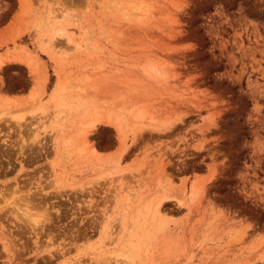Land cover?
<instances>
[{
	"label": "rangeland",
	"instance_id": "rangeland-1",
	"mask_svg": "<svg viewBox=\"0 0 264 264\" xmlns=\"http://www.w3.org/2000/svg\"><path fill=\"white\" fill-rule=\"evenodd\" d=\"M0 264H264V0H0Z\"/></svg>",
	"mask_w": 264,
	"mask_h": 264
},
{
	"label": "bare ground",
	"instance_id": "bare-ground-1",
	"mask_svg": "<svg viewBox=\"0 0 264 264\" xmlns=\"http://www.w3.org/2000/svg\"><path fill=\"white\" fill-rule=\"evenodd\" d=\"M76 45H77V44H76ZM93 112H94V110H93ZM90 115H91V114H90ZM93 115H94V114H93ZM96 121H97V118L94 117V118L89 119L86 123L82 124L80 127L78 126L79 128H77V129H78L77 133H79V135H80V134L83 135V139L81 138V139H82V141H81L82 144H81L80 148H78V152H82V151H84V149H85L84 146L86 145V143H87V141H88V136H89V135H87V134H88V132H89V128L91 129V127L96 126ZM88 127H89V128H88ZM81 139H80V140H81ZM192 188H193V189L191 190V194L194 193V185L192 186ZM161 201H162V200L159 199V201H157L156 204H155V211H156L157 213L160 212V211H159V208H160V203H161ZM28 204H29V203H28ZM28 204H27V205H28ZM24 208H25V207H24ZM24 208H23V209H24ZM25 210H26V208H25ZM27 210H28V209H27ZM19 211H20V210H19ZM28 211H30V210H28ZM155 211H154V212H155ZM32 212H33V211H32ZM32 212H31V213H32ZM36 212H37V211H36ZM24 213H25V212H24ZM28 213H29V212H28ZM28 213H27V214H28ZM41 214H42V213H41ZM21 215H22V214H21ZM34 216H35V215H34ZM45 216H46V215H45ZM28 217H29L31 220H34V221H35V220H38V218H39V217H37V218L34 217V219H33V216L30 217L29 215H28ZM42 217H43V216H42ZM159 217H160V216H159ZM24 218H25V217H24ZM26 218H27V217H26ZM29 218H28V219H29ZM157 219H159V218H157ZM157 219H156V220H157ZM31 220H30V221H31ZM152 220L155 221V220H154V217H152ZM45 221H46V220H45ZM31 222H32V221H31ZM31 222H30V223H31ZM41 222H43V221H41ZM159 222H160V220H159ZM34 223H35V222H33V224H34ZM35 224H36V223H35ZM43 224H44V223H43ZM39 226H40V225H39ZM47 237H48V236H47ZM49 247H50V246H49Z\"/></svg>",
	"mask_w": 264,
	"mask_h": 264
}]
</instances>
